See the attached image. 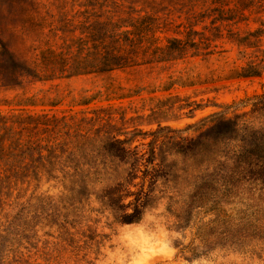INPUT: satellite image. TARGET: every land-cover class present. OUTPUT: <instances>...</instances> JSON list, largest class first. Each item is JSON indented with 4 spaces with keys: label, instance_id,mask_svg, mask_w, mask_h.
Masks as SVG:
<instances>
[{
    "label": "rangeland",
    "instance_id": "1",
    "mask_svg": "<svg viewBox=\"0 0 264 264\" xmlns=\"http://www.w3.org/2000/svg\"><path fill=\"white\" fill-rule=\"evenodd\" d=\"M27 3L31 19L36 7L41 6L53 15L72 8L71 0H27ZM146 3L151 17V42L162 49L158 55L162 61L132 70L30 84L23 89L0 88V113L70 117L103 108V120L94 127V141L105 143L115 136L132 140L134 146L149 143L153 133L160 141L165 128L184 129L226 105L254 97H260L258 102L264 103V0H146ZM22 4L23 0H0V42L11 50L22 45L25 14ZM174 39L178 42H173ZM31 96L41 99L45 106L19 103ZM92 97L89 106L82 105ZM50 102L56 105L47 106ZM254 108L247 105L237 112L248 113L239 119L240 124L242 120L264 122V108L259 110L258 106L259 111L249 115ZM240 131L228 136L234 140L228 139V156L239 145L237 139L243 130ZM63 133L65 129L61 128L52 133H38L36 137L66 139ZM83 139L75 136L67 141L80 147ZM242 159L255 160L245 156ZM51 176L54 179L44 176L38 182L19 184L8 194L6 201L13 205L0 218V264H99L112 242L110 229L115 227L116 219L99 204V190L110 184L97 183L81 195L62 188L64 185L57 181L59 173ZM237 185L234 195L239 199L228 204L245 205L237 213L239 227L232 225L228 214V237L202 236L196 233L192 216L182 227L187 228L190 238L192 233L196 236L193 243L179 242L180 251L185 246L194 250V254L195 244L213 247L235 244L247 236L264 238L263 186L256 181ZM16 212L13 227L3 222ZM200 217L212 218L210 214Z\"/></svg>",
    "mask_w": 264,
    "mask_h": 264
},
{
    "label": "trees",
    "instance_id": "2",
    "mask_svg": "<svg viewBox=\"0 0 264 264\" xmlns=\"http://www.w3.org/2000/svg\"><path fill=\"white\" fill-rule=\"evenodd\" d=\"M22 5V45L11 50L0 42V88L23 89L30 84L132 70L162 61L158 56L162 49L151 42L146 0H71L70 11L55 15L41 6L33 8V19L28 16L27 0ZM93 97L82 105L89 106ZM259 100L254 97L226 105L184 129L165 128L160 141L153 133L149 143L134 146L132 140L115 136L105 143L94 141V127L103 120V108L70 117L0 113V218L13 205L6 199L14 187L38 182L44 176L54 179L51 175L55 172L61 175L57 181L62 188L81 195L97 183L108 182L109 186L99 190V204L124 222L138 219L158 188L169 190L181 227L193 216L198 235L226 238L229 215L225 206L239 199L234 195L237 184L256 181L264 190V130L239 128V119L248 113H237L247 105L256 107L249 115L257 113L264 108ZM19 103L45 106L35 96ZM245 123L247 120H242L241 124ZM61 128L66 139L36 137ZM239 129L243 130L237 139L239 145L228 156V139L234 141L228 136ZM75 136L84 138L80 147L67 141ZM244 156L255 160H243ZM129 209L133 214H124ZM17 212L3 222L13 227ZM203 214L212 218L204 220L200 217ZM193 251L185 246L181 249L191 255Z\"/></svg>",
    "mask_w": 264,
    "mask_h": 264
},
{
    "label": "clouds",
    "instance_id": "3",
    "mask_svg": "<svg viewBox=\"0 0 264 264\" xmlns=\"http://www.w3.org/2000/svg\"><path fill=\"white\" fill-rule=\"evenodd\" d=\"M238 127L260 130L264 129V122L238 124ZM177 155L183 157L181 153ZM174 203L169 190L158 188L153 193L152 203L141 210L138 219L116 220L115 227L110 229L112 242L99 264H264V238L259 236H247L235 244L213 247L195 244L196 252L191 257L185 256L177 245L185 240L193 243L196 233L190 238L187 228L180 226ZM244 207L240 202L227 204L226 211L236 229L240 223L237 213ZM124 214L132 215L133 209Z\"/></svg>",
    "mask_w": 264,
    "mask_h": 264
}]
</instances>
